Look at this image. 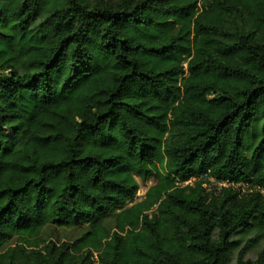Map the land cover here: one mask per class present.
<instances>
[{
    "label": "trees",
    "instance_id": "trees-1",
    "mask_svg": "<svg viewBox=\"0 0 264 264\" xmlns=\"http://www.w3.org/2000/svg\"><path fill=\"white\" fill-rule=\"evenodd\" d=\"M0 264H264V0H0Z\"/></svg>",
    "mask_w": 264,
    "mask_h": 264
},
{
    "label": "rangeland",
    "instance_id": "rangeland-1",
    "mask_svg": "<svg viewBox=\"0 0 264 264\" xmlns=\"http://www.w3.org/2000/svg\"><path fill=\"white\" fill-rule=\"evenodd\" d=\"M192 180L193 179H191V181ZM191 181H189V182H191ZM186 184H188V183H184L183 185H186ZM205 186H206V184L204 183L203 187H205ZM241 187H242V185H241ZM145 190H146V187L140 185V188L138 189V191L135 194L134 202H137L142 198ZM105 225L108 226V228H110L111 232L113 231L112 221H109V220L106 221ZM86 229H87L86 225H81L79 227L78 226L72 227L70 229L55 228L52 225H48L43 230V233L41 235V239L44 241H53L56 243L72 242V241L76 240L77 238H79ZM15 241L16 240L12 241L10 243V245L14 244ZM260 253H261V248H260V251H259V249H257L255 251L251 252L248 256V259L251 260V262H252L253 260L256 259V256H258Z\"/></svg>",
    "mask_w": 264,
    "mask_h": 264
},
{
    "label": "built area",
    "instance_id": "built-area-1",
    "mask_svg": "<svg viewBox=\"0 0 264 264\" xmlns=\"http://www.w3.org/2000/svg\"><path fill=\"white\" fill-rule=\"evenodd\" d=\"M220 186H226V183L220 184Z\"/></svg>",
    "mask_w": 264,
    "mask_h": 264
}]
</instances>
